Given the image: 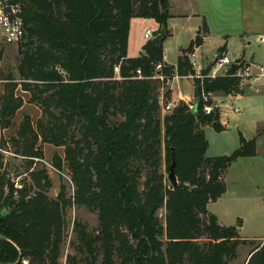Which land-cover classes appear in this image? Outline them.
I'll return each mask as SVG.
<instances>
[{
  "label": "trees",
  "instance_id": "1",
  "mask_svg": "<svg viewBox=\"0 0 264 264\" xmlns=\"http://www.w3.org/2000/svg\"><path fill=\"white\" fill-rule=\"evenodd\" d=\"M168 6V0H24L17 71L20 87L29 91L27 101L39 103L46 118L33 125L24 117L19 154L31 166L44 156L34 146L37 141L62 146L52 165L68 171L73 194L67 197L61 186L50 198L45 169L29 171V181L20 187L0 172V264H58L65 209L72 204L97 211L99 230L89 232L75 222L79 257L67 255L66 264H227L247 241L235 225L221 224L207 205L225 192L229 165L256 154V141L239 132V147L230 154L206 156L203 126L217 132L225 127L217 106L205 113L210 101L202 95H243L233 75L243 60L215 78L193 77L194 107L180 100L162 114L149 76L163 61ZM134 17L154 19L159 26L154 35L161 30L164 35L158 44L148 39L143 53L128 57ZM201 44L198 34L181 49L176 65L163 63L160 72L168 78L193 75L187 54ZM117 64L119 79L113 71ZM13 79L9 76L10 90L1 97L0 129L9 126L22 104L13 93ZM170 145L176 186L159 172L162 154L169 168ZM161 207L164 225L157 215ZM244 264H264V239Z\"/></svg>",
  "mask_w": 264,
  "mask_h": 264
},
{
  "label": "rangeland",
  "instance_id": "2",
  "mask_svg": "<svg viewBox=\"0 0 264 264\" xmlns=\"http://www.w3.org/2000/svg\"><path fill=\"white\" fill-rule=\"evenodd\" d=\"M258 12L260 14H258ZM226 18L227 21L215 25L214 29H212L213 36L207 40L201 50L196 49V57L201 66L204 67L201 62L206 63V61H210V59L219 54V47L225 45L226 42L225 52L231 59L240 58L242 56H244V59H250V56H253L254 60H258L259 58L264 59V1L257 4L256 11L253 10L246 13L243 19H241V17H230V15ZM256 18L260 19V24L252 23ZM152 21L151 18L146 17L132 19L129 31V53L134 54V52H136L139 42L144 40L143 33L145 30L147 28L153 29V24H151ZM245 23H248V25H245ZM242 27L244 28L242 29ZM157 31L158 28L153 31L154 34ZM243 31L251 35L249 38L250 43H247L248 40L242 37ZM1 33L0 29V50L2 51L0 59V102L2 95L8 93L10 90V86L7 82L9 81V76H11L14 79L11 80L10 83L16 84V87L13 88V93L15 96L22 99V104L14 115L9 118V126L0 129V172L5 176V179H9L16 187H20L23 183L29 181V171L33 169H45L50 180L47 195L50 198H55L60 187L64 186L66 196L71 198L73 194V183L70 180L68 171L65 168H63L62 171H58L52 165V156L54 154L62 155V146H54L49 143L37 141L34 146H37L43 152L44 156L42 160L35 159L31 166H29L26 157L19 154L23 146L22 137L19 135V129L21 124H23L24 117L29 116L34 125L38 119L44 120L46 115L39 103L27 101L29 91L23 90L20 87L22 80L19 79L17 71L20 57L18 43H5ZM187 40L188 36L182 33L179 34V37H166L164 39L162 46L167 62L171 64L176 63L177 57L181 53L180 48L187 45ZM201 54L202 56L199 57ZM163 63H165L164 56L162 64ZM205 67L208 69L210 68L208 64ZM205 67L203 69H206ZM219 72H221V69ZM175 74L176 73H174V75ZM186 77L187 79H182V76H176V79L179 78L181 80L179 82H174L173 89L174 94L178 90L182 92V94H189L184 95V97L179 100L172 101L169 89L173 78L169 83H164L162 79L158 78L155 76V73H153L151 79L155 80V84L157 85V96L160 100L162 114L168 111L163 109L166 103H172V106H174L180 100L186 103L195 102L196 98L194 94L190 93L191 88L188 83L189 80L193 83V78L190 76ZM245 93H247V91ZM249 93V96L236 100L219 97V95L222 94L219 92L208 93L205 98H203V100L207 102L210 101V103L205 105L211 106L213 109L217 104L220 106L223 115L222 118L227 123L226 129L220 132L215 131L209 124L203 126L204 135L208 142L205 152L206 156L230 154L239 147V132L246 139L255 138L256 141V154L254 157L257 159V162L254 166L251 162L246 163L241 171L243 176H249V180L246 184L237 182L236 179L234 180V176L237 175L236 166H241L238 164H230L224 175V181L228 186V198L225 197L217 203H210L208 206L211 213L215 214V212H217L220 214L219 219L221 222H228V225H235L237 229L239 227L238 232L240 237L247 240L245 243L238 245L235 258L229 260L227 264H244L247 253L257 246L263 240L264 236V199H259L261 196L264 197V92L250 91ZM247 99H252L254 103L247 105L245 102ZM234 108H236V110ZM116 119L120 120L121 117L117 116ZM31 141L32 138L29 137L28 142ZM146 170L147 168L143 167L141 182L145 178ZM159 172L163 175L164 181L169 183L167 179V165L163 154L159 164ZM141 188L142 185L140 186V189ZM240 192L248 194V198L245 199V204L244 202L242 203V199L231 197ZM157 215L162 225H164V207L157 210ZM236 215L239 216V218L234 219L233 217ZM75 222L83 225L89 232H96L99 230L97 211L90 210L83 205L72 204L68 206L65 209V237L61 245L58 264H66V256L69 254L79 257L77 249L75 248ZM238 222H240V225H238ZM101 258L102 254L100 253L98 262ZM114 259H117L116 256Z\"/></svg>",
  "mask_w": 264,
  "mask_h": 264
},
{
  "label": "crops",
  "instance_id": "3",
  "mask_svg": "<svg viewBox=\"0 0 264 264\" xmlns=\"http://www.w3.org/2000/svg\"><path fill=\"white\" fill-rule=\"evenodd\" d=\"M263 1L264 0H168L169 17L166 20V28L168 30V35L166 37H170V38H174L175 36L179 37V34L182 33L183 35L188 36V40H187L188 43L185 46V47H187L188 44L196 37V35L199 34L202 36V44L195 47L194 50L195 51H196V49L201 50V48L206 44L207 40H209L211 38V36H213L212 29H214L215 25H218V24L223 23L224 21H227L226 17L229 15H230V17H236V18L241 17V19H243V17L245 16L246 13L253 11V10L256 11L257 10V4L259 2H263ZM258 14H260V13L258 12ZM134 18H137V17H134ZM134 18H132V19H134ZM132 19L130 21V28H131ZM152 20L153 21L151 24H153V29H150V28H147V29H150L152 31V35L154 36L153 31L158 28V23L154 19H152ZM252 23L260 24V19L256 18L255 21H252ZM245 25H248V23H245ZM130 28H129V31H130ZM243 28L244 27H242V29ZM144 33H143V38H144ZM250 36L251 35L247 34V32L243 31L242 37L244 39L248 40L247 43H250V39H249ZM129 39H130V34L128 33L127 56L133 57V56H138L141 53H143L142 47L145 44V42L147 41V39L144 38V40L139 42L138 48H137L136 52H134V54L129 53V49H128L129 44H130ZM226 45H227V42L225 43V48L223 50L224 52L226 51ZM185 47H181L180 50L185 48ZM163 52H164V49H163ZM201 56H202V54L199 55V57H201ZM250 57H251L250 59H244V56H242V57L236 58V59H242V60H245L246 62L252 61V62H258V63L264 64V59L259 58L258 60H254L253 56H250ZM165 58H166V55L164 53V62L167 64H170V65H174V66L176 65V63L171 64V63L167 62V60ZM208 61H206V63H203V62H201V63L205 67L208 64L207 63ZM182 79H187V77L182 76ZM180 80L181 79H179V78L178 79L173 78V81L171 83V87L169 89L171 94H170V92H169V94H170L172 101L173 100L174 101L179 100V99L183 98L184 95L189 94V93L182 94V92H179V90L174 94L173 84H174V82H176V81L179 82ZM188 83L190 84V88H191L190 93L193 94V83H191V80H189ZM249 92H247V93L244 92L243 95H224V94H221V95H219V97H224L225 99L231 98L233 100H236V99H240V98H244L246 96H249V94H250ZM260 92H264V89H261ZM160 99L162 100L161 97H160ZM245 102L247 105H251L250 103H254V101L252 99H247V100H245ZM217 107L219 108V111H220V121L226 129L227 123L222 118V116H223L222 110L218 104H217ZM222 131H224V130H222ZM248 162H251V164L254 166L257 162V159H255L254 155L253 156H244V157L237 158L236 160H234L231 163V165L238 164L241 166V167H238L235 165L237 175L234 176V180L236 179L237 182H241L242 184H246V182L249 180V176H243L241 173V171L243 170L242 168ZM225 184H226V182H225ZM225 197L228 198V186H227V184H226L225 192L216 201L210 202V203H217V202H219V200H222ZM231 197L242 199V203L244 202V204H245V199L248 198V194L247 193L244 194L243 192H240L236 195H232ZM259 199L263 200L264 197L261 196ZM210 203H208L207 208L210 205ZM208 210H209V208H208ZM215 215L221 224L228 225L227 224L228 222L227 223L221 222V220L219 219L220 214L215 212ZM233 218L234 219L239 218V216L236 215ZM238 225H240V222H238ZM238 231H239V227H238ZM263 239H264V236H263ZM253 249H251L247 253L244 261H246V259L249 257V255Z\"/></svg>",
  "mask_w": 264,
  "mask_h": 264
},
{
  "label": "built area",
  "instance_id": "4",
  "mask_svg": "<svg viewBox=\"0 0 264 264\" xmlns=\"http://www.w3.org/2000/svg\"><path fill=\"white\" fill-rule=\"evenodd\" d=\"M24 0H0V29L2 39L5 43H18L25 34V24L23 19L24 12ZM153 37L152 31L147 29L144 33L145 39H151ZM189 64L194 69L193 75H187L190 77L202 78L204 76L209 78H215L218 75L225 74L226 70L233 65L238 63L237 59H231L226 52L222 51L216 56H214L209 62L207 73L204 75L202 73L203 68L198 62L195 50L187 54ZM163 68L162 62H157L154 66L156 70L155 76L162 79L164 83H169L172 78L179 76L177 74L171 75V77H166L160 71ZM207 68V67H205ZM221 69V72H219ZM115 73V78L119 79V65L113 67ZM136 77H142L140 69L136 70ZM238 78V87L243 92L255 91L259 92L261 89H264V64L258 62H246L243 61L233 73ZM153 77V74L149 76ZM205 98L206 94H202ZM190 108L193 106L191 103H188ZM172 103H166L163 106L165 110H171ZM236 110V108H234ZM213 110L211 106H204L205 113H210Z\"/></svg>",
  "mask_w": 264,
  "mask_h": 264
},
{
  "label": "water",
  "instance_id": "5",
  "mask_svg": "<svg viewBox=\"0 0 264 264\" xmlns=\"http://www.w3.org/2000/svg\"><path fill=\"white\" fill-rule=\"evenodd\" d=\"M164 35V32L163 30H161L159 33H157L156 35H154L151 40L154 42V43H160L162 37ZM239 60V59H237ZM194 107V106H192ZM170 148H171V163L169 165V168H168V175H167V179L169 181V183L172 185V186H176L178 181H177V178H176V175H175V172H174V166H175V161H174V153H175V149L172 145H170Z\"/></svg>",
  "mask_w": 264,
  "mask_h": 264
}]
</instances>
